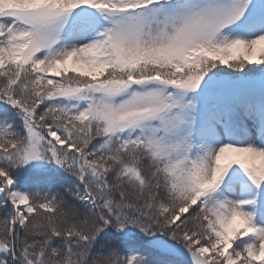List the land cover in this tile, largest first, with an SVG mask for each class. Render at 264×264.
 <instances>
[{"label":"snow or ice","instance_id":"snow-or-ice-1","mask_svg":"<svg viewBox=\"0 0 264 264\" xmlns=\"http://www.w3.org/2000/svg\"><path fill=\"white\" fill-rule=\"evenodd\" d=\"M0 264H264V0H0Z\"/></svg>","mask_w":264,"mask_h":264}]
</instances>
